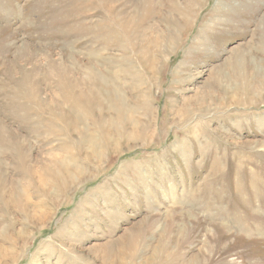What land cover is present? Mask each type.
<instances>
[{
  "label": "rangeland",
  "instance_id": "rangeland-1",
  "mask_svg": "<svg viewBox=\"0 0 264 264\" xmlns=\"http://www.w3.org/2000/svg\"><path fill=\"white\" fill-rule=\"evenodd\" d=\"M263 21L264 0H0V264H264Z\"/></svg>",
  "mask_w": 264,
  "mask_h": 264
},
{
  "label": "bare ground",
  "instance_id": "bare-ground-1",
  "mask_svg": "<svg viewBox=\"0 0 264 264\" xmlns=\"http://www.w3.org/2000/svg\"><path fill=\"white\" fill-rule=\"evenodd\" d=\"M264 22V21H263ZM264 27V26H263ZM263 30V29H262ZM260 31H261V29H260ZM261 39V38H260ZM263 43V42H262ZM259 50V49H258ZM260 52V51H259ZM252 53L254 54L255 53V51L254 50H252L251 51V55H252ZM247 54V53H246ZM253 56V55H252ZM243 57V56H242ZM246 56H244V58H245ZM251 57V56H250ZM249 57V58H250ZM247 59H248V57H247ZM246 61V66H247V68H251V70H254V76L252 77V81H251V85H260V84H262V82H264V80H262L260 77L262 76V74H261V71H262V69L258 66V65H255L252 61H249V60H245ZM253 61L255 62V59H253ZM234 64H237V69L238 70H240V67H238V66H240L241 64H242V62H241V60H236V61H234V60H230L227 64H226V68H230V69H232V70H230V72H232L231 74H233L234 75V78L235 79H237V78H239V76L237 77L236 76V68H235V66H234ZM255 65V68L254 69H252L253 68V66ZM241 67H243V64L241 65ZM242 71H243V69H242ZM244 73V72H243ZM229 74V73H228ZM231 74H229V75H231ZM244 76V75H243ZM227 77H229V76H227V74H224L223 75V79L225 80ZM241 77V76H240ZM263 77V76H262ZM248 79V78H247ZM258 79H260V80H262V82H260V81H258ZM264 79V78H263ZM230 80V79H229ZM231 81V83H232V80H230ZM239 81V80H238ZM247 81V80H246ZM246 81H244L245 83L243 84V87L242 86H240L239 87V85H238V83L236 82V83H234L235 85H233V86H235V87H228L227 85H225V86H223V84H222V82H221V80H219V82H217V86H218V84H219V87L217 88V93L215 94V93H210L211 95H210V98H216V96H218L219 98H217L216 100L217 101H219V100H223V102H225L224 100H225V97H230V98H227V101L229 102V103H227V104H232L233 105V103L236 101V100H234V98L232 97V92H238L240 89H241V91H240V93L241 94H244V93H247L246 92V87H247V84H246ZM257 81H258V83H257ZM229 82V81H228ZM264 87V86H263ZM211 90V89H210ZM213 90H215V89H213ZM248 90L251 92V93H253L254 91H255V89H253V87H249L248 88ZM256 93V92H255ZM254 93V94H255ZM225 95V97H220V95ZM228 94H230V96H227ZM213 100V99H212ZM215 100V99H214ZM220 105V108H221V104H219ZM235 105V104H234ZM224 107V106H223ZM182 113H183V111H182ZM182 116V115H181ZM98 151V150H97ZM99 152V151H98ZM52 160H53V158H52ZM137 227V226H136ZM130 231V230H129ZM136 232V231H135Z\"/></svg>",
  "mask_w": 264,
  "mask_h": 264
}]
</instances>
